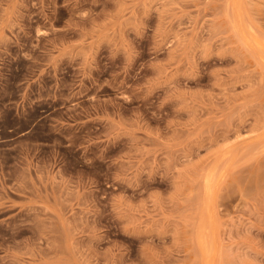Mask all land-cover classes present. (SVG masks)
Returning <instances> with one entry per match:
<instances>
[{"label": "rangeland", "instance_id": "rangeland-1", "mask_svg": "<svg viewBox=\"0 0 264 264\" xmlns=\"http://www.w3.org/2000/svg\"><path fill=\"white\" fill-rule=\"evenodd\" d=\"M0 264H264V0H0Z\"/></svg>", "mask_w": 264, "mask_h": 264}]
</instances>
